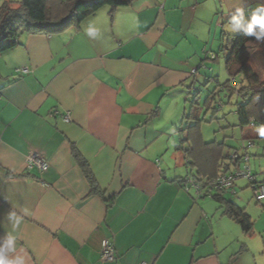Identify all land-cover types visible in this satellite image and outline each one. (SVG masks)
<instances>
[{
  "label": "crops",
  "instance_id": "crops-1",
  "mask_svg": "<svg viewBox=\"0 0 264 264\" xmlns=\"http://www.w3.org/2000/svg\"><path fill=\"white\" fill-rule=\"evenodd\" d=\"M254 13L264 0H133L60 35L23 33L0 55V254L22 264H257L252 236L221 204L186 191L196 172L182 143L208 53L218 61L232 18L247 26ZM30 152L47 172L27 168ZM105 240L114 262L101 260Z\"/></svg>",
  "mask_w": 264,
  "mask_h": 264
},
{
  "label": "trees",
  "instance_id": "trees-1",
  "mask_svg": "<svg viewBox=\"0 0 264 264\" xmlns=\"http://www.w3.org/2000/svg\"><path fill=\"white\" fill-rule=\"evenodd\" d=\"M132 1L19 0L4 2L0 7V55L15 48L23 33L60 35L69 29L80 27L86 18L104 7H111L115 10L130 5ZM244 29L240 34L228 36L223 46L222 52L226 55V70L231 81L220 85L219 89L228 91L230 97H237L236 114L239 118V126L244 132V139L254 144L252 140L264 139L256 131L257 128L264 126V79L261 71L257 70L253 64L259 55L264 58L262 53L264 51V34L260 33L257 28L256 35L248 36ZM214 56L215 59H211L207 55V59L216 62L218 55L214 54ZM238 79H241L240 88H231L229 86L231 82H236ZM220 92L216 89L206 98L205 106L208 109L213 108L215 96ZM200 94V91L195 92L193 100H190L192 105L190 113L184 117V123L185 121L187 123L182 129V132L186 133L182 143L188 145L186 151L189 159L188 166H191L196 172L193 177L188 179H193L204 185L209 180L231 171L234 167L230 154H225L227 148L225 142H206L204 140L201 130ZM213 117L215 118V114ZM235 152L238 151L235 150ZM76 159L92 185L95 186V180L88 163L79 155H76ZM247 184L248 188H252V183ZM226 193L231 192L216 193L212 198L221 204L226 216L239 224L246 236H252L254 221L251 216L233 201L236 194L231 193V198L228 199L224 197Z\"/></svg>",
  "mask_w": 264,
  "mask_h": 264
},
{
  "label": "rangeland",
  "instance_id": "rangeland-1",
  "mask_svg": "<svg viewBox=\"0 0 264 264\" xmlns=\"http://www.w3.org/2000/svg\"><path fill=\"white\" fill-rule=\"evenodd\" d=\"M6 0H0V7ZM10 2H17L19 0H8ZM246 25L241 23L239 28L231 30L232 34H240ZM264 55V51L262 52ZM260 58V59H259ZM226 55L221 52L217 62L208 63L210 69L202 72L203 80H201L202 88L199 98V105L201 109V130L203 132L206 142H225L226 150L225 154H232L237 150L239 154H247L250 156V166L253 174L257 175L259 180H264V139H254V146H250L248 140L244 139V132L239 126V118L237 112V97H230L228 91H222L220 85H225L228 81H231L226 70ZM262 60V61H260ZM253 62L255 68L263 74L264 79V58L260 55L255 58ZM208 70V71H207ZM208 77L213 78L215 83L205 86ZM240 80L231 82L229 85L231 88H240ZM216 89L220 92L215 96V102L213 108L205 106L206 98L212 94ZM230 91V90H229ZM193 100V97H192ZM222 103V104H221ZM188 113L191 110V103H189ZM215 114V118L213 117ZM187 122L185 121L184 124ZM185 126V125H184ZM244 184V183H243ZM236 198H233L236 204L245 208L247 214H249L254 221V231L252 238L248 240V244L251 243V250L249 256H256L257 264H264V201L258 203L254 198L252 188L245 190L240 189ZM250 241V242H249Z\"/></svg>",
  "mask_w": 264,
  "mask_h": 264
},
{
  "label": "built area",
  "instance_id": "built-area-1",
  "mask_svg": "<svg viewBox=\"0 0 264 264\" xmlns=\"http://www.w3.org/2000/svg\"><path fill=\"white\" fill-rule=\"evenodd\" d=\"M211 59H215L213 53H208ZM18 72L28 73L29 70L27 68H22L18 70ZM198 70L193 71V74H197ZM64 120L69 122L70 116H64ZM250 146H254L253 143H250ZM231 162L233 163V169L222 176L209 180L206 184L202 185L201 183L196 182L193 179H186L185 181V189L187 192L191 190L194 191V194L197 198L208 197L212 198V196L216 193L222 192H231L235 193V186L238 181L244 180L247 183H252V190L254 193V198L257 202L264 201V182L259 180L258 176L253 174L250 161L251 158L245 152L244 154H239V152H234L230 154ZM26 165L29 170L36 169L41 173L47 172L49 169V163L47 159L39 153L30 152L26 158ZM101 260L103 262H114L116 260V253L114 246L109 240H105L102 243L101 248ZM149 264V263H142Z\"/></svg>",
  "mask_w": 264,
  "mask_h": 264
},
{
  "label": "clouds",
  "instance_id": "clouds-1",
  "mask_svg": "<svg viewBox=\"0 0 264 264\" xmlns=\"http://www.w3.org/2000/svg\"><path fill=\"white\" fill-rule=\"evenodd\" d=\"M231 24L233 25V30L241 26V20L239 17H233ZM260 30V33L264 34V14L254 13L247 24V27L244 29L246 35L253 36L256 35V29ZM90 34H94L90 31ZM260 137H264V126H261L256 129ZM14 215V214H13ZM13 237L9 236L6 243L11 245L13 243ZM0 264H22L21 260L12 261L7 259L4 255L0 254Z\"/></svg>",
  "mask_w": 264,
  "mask_h": 264
}]
</instances>
